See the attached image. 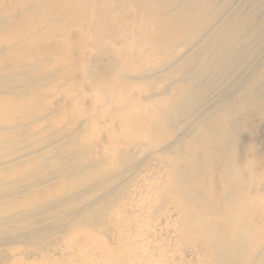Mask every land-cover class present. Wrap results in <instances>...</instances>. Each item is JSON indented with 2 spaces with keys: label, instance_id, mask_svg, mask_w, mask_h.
<instances>
[{
  "label": "bare ground",
  "instance_id": "6f19581e",
  "mask_svg": "<svg viewBox=\"0 0 264 264\" xmlns=\"http://www.w3.org/2000/svg\"><path fill=\"white\" fill-rule=\"evenodd\" d=\"M1 66L0 264H264V0H0Z\"/></svg>",
  "mask_w": 264,
  "mask_h": 264
},
{
  "label": "rangeland",
  "instance_id": "374dc122",
  "mask_svg": "<svg viewBox=\"0 0 264 264\" xmlns=\"http://www.w3.org/2000/svg\"><path fill=\"white\" fill-rule=\"evenodd\" d=\"M4 70H5V67L4 66H1L0 67V81H4L7 77L6 76H4ZM262 134H261V138H260V140L261 141H263L264 140V130L261 132ZM54 134H55V132L54 131H48L47 133H46V137L48 138V139H51V138H53V136H54ZM56 135V134H55ZM263 137V138H262ZM24 142H18L16 145H14V146H3V147H1L0 148V156H6V155H8V154H10V153H12L13 151H17V150H19V149H22V147L24 146ZM258 144H260V143H258ZM46 170H44L43 171V173H45V174H47V175H52V173L55 171V168L54 167H50V168H45ZM15 178L17 179V182H19V185L20 186H22V187H24V186H28V184H30V180H28V179H26L25 177H20V176H15ZM10 180L9 181H11V180H13V181H15L13 178H9ZM6 180L7 179H4V180H2V181H0V195H2V194H4V193H6L11 187L10 186H13V185H5V183H6ZM8 181V182H9ZM15 184V183H14ZM15 186H17V185H15ZM9 230V229H8ZM7 229H5V231L3 232V233H0V241H2V240H5V238L4 237H1V236H7L8 238L9 237H12L14 234H15V231H11V230H9L8 231ZM11 231V232H10ZM10 232V233H9ZM9 233V234H8ZM56 236H55V238L56 237H58V235L59 234H55ZM56 240V239H55ZM1 243V242H0ZM57 244H56V248H58V252H57V255L55 256V258H58V259H60L59 257H65V254H63V251L62 250H60V245H59V243H58V240H57V242H56ZM11 244V243H10ZM10 244H5V245H3L2 247H1V250H3V251H11V250H13V246L12 245H10ZM12 244H14V248H16L17 250L16 251H19V250H22V248H24L23 246H25V247H28L27 245L28 244H26V243H21V242H17V241H15L14 243H12ZM18 247V248H17ZM60 252H61V254H63V255H61L60 254Z\"/></svg>",
  "mask_w": 264,
  "mask_h": 264
}]
</instances>
